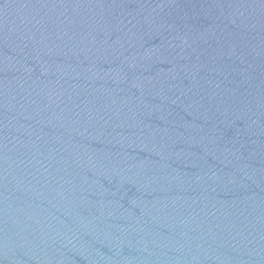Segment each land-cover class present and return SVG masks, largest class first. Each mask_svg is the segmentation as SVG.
I'll return each instance as SVG.
<instances>
[{
	"label": "water",
	"instance_id": "1",
	"mask_svg": "<svg viewBox=\"0 0 264 264\" xmlns=\"http://www.w3.org/2000/svg\"><path fill=\"white\" fill-rule=\"evenodd\" d=\"M0 264H264V0H0Z\"/></svg>",
	"mask_w": 264,
	"mask_h": 264
}]
</instances>
